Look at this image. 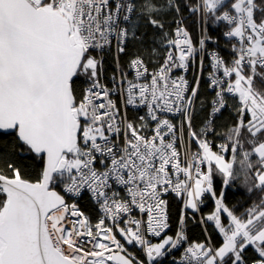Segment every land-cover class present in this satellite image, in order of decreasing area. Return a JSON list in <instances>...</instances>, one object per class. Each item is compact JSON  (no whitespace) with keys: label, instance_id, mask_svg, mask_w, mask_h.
<instances>
[{"label":"snow or ice","instance_id":"6c2138e0","mask_svg":"<svg viewBox=\"0 0 264 264\" xmlns=\"http://www.w3.org/2000/svg\"><path fill=\"white\" fill-rule=\"evenodd\" d=\"M0 264H264V0H0Z\"/></svg>","mask_w":264,"mask_h":264}]
</instances>
